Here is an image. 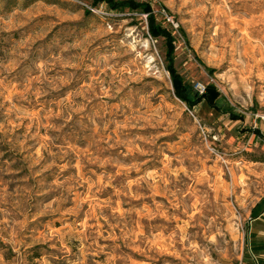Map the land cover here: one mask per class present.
I'll return each instance as SVG.
<instances>
[{
    "label": "rangeland",
    "instance_id": "1",
    "mask_svg": "<svg viewBox=\"0 0 264 264\" xmlns=\"http://www.w3.org/2000/svg\"><path fill=\"white\" fill-rule=\"evenodd\" d=\"M136 1L220 110L177 97L149 14L0 0V264L246 263L264 200V0Z\"/></svg>",
    "mask_w": 264,
    "mask_h": 264
},
{
    "label": "trees",
    "instance_id": "2",
    "mask_svg": "<svg viewBox=\"0 0 264 264\" xmlns=\"http://www.w3.org/2000/svg\"><path fill=\"white\" fill-rule=\"evenodd\" d=\"M94 2H104L112 11H141L143 13L149 14L151 36L154 39H165L167 47V69L172 76L177 97L185 102L191 109L199 105H206L213 110H220L218 102L221 100L222 94L215 84L209 83L208 85H206V92L202 95L198 91L194 93L192 90V86H190L185 81V79L176 71L174 66L175 37L172 30L163 26L161 23H157L156 18L153 16L152 6L149 2H138L136 0H123L120 2L116 0H94ZM210 72H213V70H210ZM230 116L234 120L239 119L238 116H234L233 114H230ZM253 133L260 135L259 130H255L253 131ZM252 216L253 219L259 218L260 221L264 222V200H262L256 206V208L253 210ZM249 241L250 250L247 249L246 258L249 255L250 251L256 253V255L258 256L261 253H264V239L258 240L256 239V234L252 233L250 235Z\"/></svg>",
    "mask_w": 264,
    "mask_h": 264
},
{
    "label": "crops",
    "instance_id": "3",
    "mask_svg": "<svg viewBox=\"0 0 264 264\" xmlns=\"http://www.w3.org/2000/svg\"><path fill=\"white\" fill-rule=\"evenodd\" d=\"M254 135L258 136L264 141V132L260 131V135L255 134ZM253 222H255L257 225L255 226V229H250L249 231V237L252 233L256 234V239H264V229H262V224L263 222L260 221V219H253ZM261 225V227H260ZM257 228V229H256ZM260 260V261H258ZM245 264H264V253H261L259 256L256 255V253L250 251L249 255L246 258V263Z\"/></svg>",
    "mask_w": 264,
    "mask_h": 264
},
{
    "label": "built area",
    "instance_id": "4",
    "mask_svg": "<svg viewBox=\"0 0 264 264\" xmlns=\"http://www.w3.org/2000/svg\"><path fill=\"white\" fill-rule=\"evenodd\" d=\"M195 89L202 95L206 92V86L202 83H197L195 85ZM257 117H259L263 122H264V113L261 115H257Z\"/></svg>",
    "mask_w": 264,
    "mask_h": 264
}]
</instances>
